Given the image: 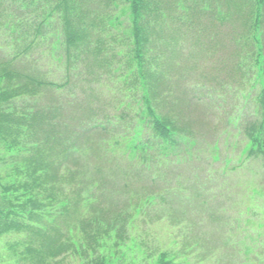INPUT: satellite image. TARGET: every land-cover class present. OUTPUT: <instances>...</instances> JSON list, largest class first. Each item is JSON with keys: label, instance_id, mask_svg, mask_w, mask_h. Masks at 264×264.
<instances>
[{"label": "trees", "instance_id": "16d2710c", "mask_svg": "<svg viewBox=\"0 0 264 264\" xmlns=\"http://www.w3.org/2000/svg\"><path fill=\"white\" fill-rule=\"evenodd\" d=\"M20 1L23 4L27 1L26 6H34L31 11L37 12L39 10L38 3H35L41 0ZM164 1L112 0L113 9L111 13L117 11L121 5H130L131 30L124 28L122 32H118L124 37L123 41H120L114 34L108 35L111 34V32L108 33V30L118 29L123 25V22L113 15L112 17L110 13L103 15L104 13L99 12L100 8L104 11L105 2L99 3L98 0H55L57 4L50 6L51 10L40 13L36 17L37 19L30 15L25 18V25L28 28L24 27L26 29L23 28L19 34L10 33L12 39L14 37L15 40L23 41L24 39L22 49L11 56V61H14L20 55H27L32 48L38 46L42 49L41 52L37 53L38 56L46 55V58L55 59L57 63H64V83L56 82L52 85L57 91L71 82V66H75L77 69L74 71L77 81L88 77L91 68L97 67L102 75L101 80L104 77L112 79L115 88L118 90V95H120L119 98L115 99L114 112L107 114L101 108L95 109L91 112L93 116L90 121L95 118L96 123H91L88 126L81 125L82 113L86 111L85 104L79 103L77 105L76 100H72V102L78 109L71 110L67 115L64 114V108L60 107L59 109L53 104L39 105L35 110L26 108L25 114L21 110H16L14 114L15 116L19 114L20 119L23 120L24 128L21 127L20 131L23 130L22 135L25 137V144L20 152L24 153V157L26 156L25 169L27 172L22 177L24 180L20 183V186L11 185L9 189H13L14 192L22 191L25 202L33 204V212L29 211L26 214V228L29 226L28 221L34 220L41 221L40 223L43 225L45 224L47 233L54 234V227L57 222L67 223L69 229L72 227L76 230L73 231L74 237L70 246L65 242L58 244L53 241V244L44 249H55L62 253L68 250L69 247L78 248L76 242L80 241V251L85 252V241L92 240L91 233L87 231L86 227L93 221L84 218L82 210L86 206H90L97 213H100L99 211L105 212L107 210L105 203L110 201L105 195L111 192L110 197L112 199V190L108 188L110 183H107L109 181L106 176L93 178L86 175L81 177L78 169L70 170L68 168L69 171L64 169L69 161L80 164L82 161L80 154H85V157L91 163L94 160L96 162L98 159H105L106 163L101 169L112 171L115 175H110L116 176L125 184L131 183L135 179L139 180L143 184L141 186L142 194H144V187L148 186V193H145L144 197L139 198L138 193L134 192L138 201L135 205L136 208L133 210L137 214L142 211L141 217L144 221L146 215L148 217L152 216L157 206L154 205L153 198L166 200L169 198L168 201L171 204H179L177 199L173 200L175 194L173 189L177 187L171 179L165 178V174L161 172L159 165L165 166L169 162V171L173 174L179 166H184L194 160L198 143L192 144V141L194 140V133L197 131L198 122L195 117L185 118L188 114L187 110L192 105L198 107L203 103L211 105L210 102L202 99L203 96L199 95L201 91L207 92L213 88H216L220 94H228L232 91L237 106L246 95H249V99H245L243 104L244 109L251 110L253 108L254 110L250 114L242 113L235 117L238 126H236L237 130L235 128L234 130L240 131L242 127L243 130H246L242 133V149L237 148L239 149L238 156L242 158L244 155L250 158L248 155L255 154L258 156L260 153L264 154V0H256V2L253 0V7L250 11L244 12L243 15L246 13L247 17L245 28L249 31V35L245 36L242 32L238 40L236 39L239 36L232 37L233 33L230 35V31L233 30L232 24L230 29L226 25L223 27L224 23H231L232 16L223 14L220 11L216 4L217 0H181L184 2L181 5H178L176 0L175 8L184 14L173 15L171 23H168L167 16L169 15L165 13L167 9ZM48 3H51V0ZM93 5L99 7V9L92 8ZM196 14L206 17L209 23L214 20L219 23L214 39L217 45L219 44L217 54L220 59L213 69H215V73L221 81L229 79L226 84L221 85L217 79L210 81L211 70H214L205 67L203 61L196 56L191 58L188 54L190 53L193 56L192 51H187L188 48L197 51L199 54L206 53L207 50L199 49L206 46L207 42H211L210 36H205L207 35L206 31L196 29L194 24V19L197 20ZM48 19L55 22L61 21L62 30L54 32L47 30L45 27ZM226 20L227 22H225ZM177 23L180 26H177ZM13 24L14 22L10 26ZM92 28L95 35H98L100 29H107L105 33L99 35L101 38L96 41L94 47L87 41ZM151 28L167 29L166 40L160 38L156 44H150L149 40L153 32ZM251 30H254L253 33ZM61 32L63 34L62 38L59 35ZM176 32L195 35L194 39L186 38L183 40V52L181 54L187 55L192 60L189 65L185 66L184 64V66L191 68V74L195 78L194 83L196 84L191 87L190 95L184 93L188 96L183 100L181 99L180 102L168 106L167 112H165L167 99L175 92L172 85L183 84L185 81L182 78L169 79V76H167L169 71L165 72L168 65H166L167 60L164 57V50L168 41L172 40V36ZM222 42L228 43L225 49L223 46L221 49ZM230 42L235 49L229 50ZM121 44L123 46H120ZM240 45H243L240 47L242 53L236 50ZM57 50L63 51L64 54H55L54 51ZM224 50L232 53H227ZM89 56L92 58L90 59ZM78 62L86 65L87 76L82 75L78 70ZM7 65H10V63L4 62L1 68H6ZM26 65L23 67L28 68L29 64L26 63ZM4 73L5 77L6 74ZM13 73L15 72L13 71ZM47 75H50L49 71L35 82L38 83L40 89L32 90L35 87L30 82L29 77L21 74V78L24 79H21V84L17 86L15 91L19 95L39 97L38 95L42 94L41 92L44 90L42 88L47 85ZM209 82H217V85L209 86ZM230 84L233 85L232 88H229ZM95 88L100 91L99 88ZM5 95H8V100H13L16 96L11 89ZM195 101L196 105H194ZM256 116H258L259 122L255 120ZM12 122L15 121L12 120ZM230 131L232 129L228 132ZM74 133H76L75 136ZM88 134H98L101 143H98L97 146L95 143V145L91 144L89 148L80 147L81 139ZM41 135L46 140H40ZM73 136L75 138L72 141ZM247 140L251 145L245 147ZM49 143H54L56 149L51 148L50 150L48 148ZM99 144L100 149L98 148ZM108 145H114L115 148L112 146L110 151ZM246 148H249L248 154ZM21 153L20 155H22ZM229 165L224 164L222 166L223 170L226 171ZM51 168L55 169L56 174L59 175L64 169L66 174L70 176L71 188L64 191L65 188L61 186V183L55 182L58 177L60 178L59 175H56V177L51 175L50 179H54L55 182V186L51 187L50 182L46 180L47 175H49L47 173H50ZM96 174L99 176L98 173ZM124 187L123 194L126 195L127 202H130L129 189L127 186L125 189ZM101 198H104V201L103 199L98 200ZM143 198L146 200L141 201ZM162 215L165 217L164 214ZM62 230V228L57 229V232ZM190 231V225H185L184 229L180 230V235L182 236L183 233L190 234ZM39 237L42 236L39 235ZM209 239L210 242L207 239L188 241L183 238L181 240L179 234H176V237L170 240L171 246L165 245L149 252L145 249V254L152 259L153 264H214L213 261L218 255L211 250L215 249L213 245L216 242L211 238ZM155 253L159 256L157 260L156 258L153 259ZM219 257L221 258L219 264H224L223 256L219 255Z\"/></svg>", "mask_w": 264, "mask_h": 264}, {"label": "rangeland", "instance_id": "374dc122", "mask_svg": "<svg viewBox=\"0 0 264 264\" xmlns=\"http://www.w3.org/2000/svg\"><path fill=\"white\" fill-rule=\"evenodd\" d=\"M49 1L34 2L35 4L38 3L39 9L34 12L31 11L34 6H26L27 1L23 4L20 0H0V264H153L152 259L145 254V249L149 252L165 245L171 246L170 240L176 237V234H179L181 240L185 238L188 241L207 239L210 242L209 238H211L216 242L213 245L215 249L211 251L218 255L213 261L214 264H219L221 259L219 255L223 256L224 264H264V154L260 153L258 156L255 154L248 155L250 158L243 155L242 158H239V149L237 148L242 149V133L246 130H243V127L240 131L234 130L238 126L235 117L242 113L250 114L254 109H244L243 104L245 99H249V95H246L237 106L232 91L228 94H220L216 88L207 92L201 91L199 94L204 97L202 98L204 101L210 102L211 105H205L204 103L199 107L192 105L187 110L188 114L185 119L195 117L198 122L197 131L194 133V140L192 141V144L198 143L194 160L184 166H179L173 174L169 171V162L165 166L159 165L161 172L165 174V178L171 179L177 187L173 189L175 193L173 200L177 199L179 204H171L167 197L168 200L153 198V203L157 206L152 216L150 214V217L146 215L144 221L141 217L142 211L137 214L133 210L136 208L135 205L138 201L134 192L138 193L139 198L144 197V194L148 193V186L144 187V194H142L141 186L143 184L139 180L135 179L131 183L125 184L116 176L110 175H115L112 171L101 169L106 163L105 159H98L96 162L91 160L93 161L91 163L85 157V154H80L79 156L82 159L80 164L69 161L64 169L67 171H69L68 168L70 170L78 169L81 177L86 175L93 178L106 176L109 181L107 183H110L108 188L112 190L113 195L112 199L110 197L111 192L105 195L110 200L105 199L109 201V203H105L107 207L105 212L99 211L100 213H97L90 206H86L82 210L84 218L93 221L86 227L92 236V240L85 241L86 251H80V241L76 242L78 248L69 247L68 250L62 253L55 249H44L53 244V241L58 244L65 242L67 245H71V240L74 237L73 231L76 230L72 227L69 229L67 223L57 222L54 227V234L47 233L46 226L41 224V221L30 220L28 221L29 226L26 228V214L29 211L33 212V204L25 202L22 191L14 192L13 189H9L11 185L20 186V183L24 180L22 177L27 172L25 169L26 156L24 157V153L20 152L25 144V137L22 135L23 130L20 131L24 128V125L20 115H14L16 110H21L25 114L26 108L35 110L39 105L53 104L59 109L60 107L64 108V114L67 115L71 110L78 109L72 102V100H76L77 105L79 103L85 104L86 111L82 113L81 125L88 126L91 123H96L95 118L90 121L93 116L92 111L101 108L104 113H112L116 105L115 99L120 97L114 81L106 77L101 80L102 75L97 67L91 68L88 77L77 81L74 72L77 69L75 66H71V82L57 91L52 85L65 80L64 63H57L55 59L46 58V55L38 56L37 53L42 51L41 47L38 46L32 48L27 55H20L14 61H11V56L22 49L24 39L23 41L15 40V37L12 39L10 33L19 34L24 27L28 28L25 25V18L28 15L37 19L36 17L40 13L51 10L50 6L57 4L55 0H51V3H48ZM98 1L99 3L105 2L104 11L100 8L99 12L104 13L103 15L110 13L111 16L113 15L123 22V25L118 29L108 30V33L111 32L108 35L114 34L120 41H123L124 37L118 32H122L124 28L131 30L130 5H121L117 11L111 13L113 9L112 0ZM254 1L256 2V0ZM254 1L217 0L216 2L217 7L223 14L232 16L231 23H224L223 27L226 25L230 29L232 24L233 30L230 31V35L233 33L232 37L239 36L236 40L240 38L242 32L245 36L249 35V31L245 28L247 23L246 13L243 14L245 11H250ZM175 2L176 0L164 1V5L168 10H165V13L169 15L167 16L168 23L172 22L173 15L184 14L175 8ZM177 2L178 5L184 3L181 0H177ZM92 8L99 9L94 5ZM223 14L219 15L222 16ZM196 16L197 20L194 19L196 29L206 31L207 35L205 36L209 35L211 42H207L206 46L200 47L199 50H207L204 54H199L189 48L187 51L193 52V56L188 53L191 58L196 56L203 61L205 67L213 69L220 59L217 54L219 44L217 45L214 39L219 23L216 20L209 23L206 17L197 14ZM12 22L14 24L10 26ZM177 26H180V24L177 23ZM208 27H211L210 30ZM45 28L52 32L60 31L62 30V23L61 21L55 22L48 19ZM11 29L12 31H10ZM100 30L98 35L94 34L93 28L90 30L87 41L91 46L96 45V41L101 38L99 35L105 33L107 29L102 28ZM151 30L153 32L151 31L150 44H156L160 38L166 40L167 29L151 28ZM251 31L253 33L254 30ZM183 33L176 32L172 36V40L168 41L164 50V57L167 60L166 65L169 66V69L168 66L166 67L165 72L169 71L167 74L169 79L182 78L183 81L185 79L183 84L172 85L175 92L167 99L165 112H167L168 106L178 103L181 99L183 100L190 95L191 87L196 84L194 83L196 80L191 74V68L185 67L192 60L187 55L181 54L183 52V40L186 38L194 39L195 35ZM59 35L61 38L63 37L62 32ZM103 37L109 38L108 36ZM227 45V42H222L221 49L222 46L225 49ZM230 45L231 42L228 47L229 50L235 49L234 46ZM242 46L240 45L236 50L241 52L240 47ZM54 52L55 54H64L63 51L60 52L59 50ZM89 58L92 57L89 56ZM4 62H8L10 65L1 68ZM26 63L29 64L28 68L23 67L27 66ZM86 68L84 63L78 62V70L82 75L87 76ZM213 70H211L209 76L210 81L217 79L221 85L229 82V79L221 81L215 73V69ZM48 71L50 75H47V85L42 88L44 90L41 92L42 94L38 95L39 97L19 95L15 91L17 86L21 84V79H24L21 78V74L29 77L30 82L35 87L32 90H36L40 88H38V83L35 82L40 80ZM3 73L6 74L5 77ZM213 84L217 85V82L208 83L209 86ZM229 86V88L233 87L231 84ZM95 87L99 88L100 91ZM10 89L13 94H16L13 100H8V95H5ZM194 105H196V101ZM256 117L255 120L259 122L258 116ZM12 120L15 122H12ZM74 122L76 121L74 120ZM230 129L232 131L228 132ZM74 136L71 139L72 141L75 138ZM107 137L109 138L110 135ZM107 137L105 136V138ZM39 138L43 141L46 140L42 135ZM81 140L80 147L82 148H89L91 144L97 146L98 143H101L98 134H88ZM249 145L251 143L247 140L245 147ZM48 146L50 150L55 148L54 143H49ZM112 146L115 148L114 145ZM112 146H109L110 151ZM98 148L100 149V144ZM246 151L248 154L249 148H246ZM224 164H230L226 171L222 168ZM64 169L60 175L56 174L53 168H51L50 173H47L49 175H47L46 180L50 182L51 187H54L56 182L61 183V186L65 188L64 191L71 188L70 176L66 174ZM40 172L42 173V171ZM51 175L55 177L59 175L60 178L58 177L57 180L55 178L56 181L54 182V179H50ZM124 185L129 189L130 202H127V197L123 194ZM102 199L104 201V198L98 200ZM145 200V198L141 199V201ZM128 210L130 211L127 213ZM185 225H190V234L183 233L181 236L180 230L182 231ZM60 228L63 230L57 232V229ZM35 234L37 237H35ZM38 234L42 237H39ZM158 257L155 253L153 259L156 258L157 260Z\"/></svg>", "mask_w": 264, "mask_h": 264}]
</instances>
